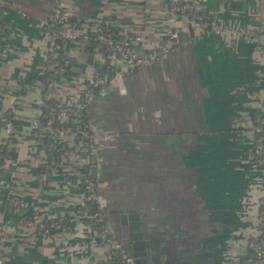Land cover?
<instances>
[{"label":"crops","instance_id":"1","mask_svg":"<svg viewBox=\"0 0 264 264\" xmlns=\"http://www.w3.org/2000/svg\"><path fill=\"white\" fill-rule=\"evenodd\" d=\"M61 1L73 38L61 46L67 71L47 88L40 23L55 0H0V118L9 113L13 130L7 139L6 124L0 132V264H108L87 224L43 236L18 228L9 202L24 199L42 219L69 218L83 204L77 160L45 172L50 160L33 142L43 100L75 105L105 63L102 48L82 36L106 27L147 52L168 28L165 0ZM188 1L207 9L216 27L181 34L166 56L132 75L106 77L86 112L94 147L86 172L117 238L119 214L109 212L136 216L146 264H237L264 213L252 132L264 113V0ZM119 240L131 254L130 241Z\"/></svg>","mask_w":264,"mask_h":264},{"label":"built area","instance_id":"2","mask_svg":"<svg viewBox=\"0 0 264 264\" xmlns=\"http://www.w3.org/2000/svg\"><path fill=\"white\" fill-rule=\"evenodd\" d=\"M166 10L168 13L166 34L155 48L147 52L138 50L134 38L118 37L114 39L110 33L97 30L93 40L96 45L103 49L105 54L104 70L102 72L96 70L85 81L75 105L65 106L60 104V107L52 106L48 108L45 122L41 127L37 126L36 121L33 124L35 127L33 142L37 146L42 139L51 141L46 146V149L53 150L50 164L46 167L48 172L59 168L69 157H74L77 160L78 177L81 179L83 184L81 188L86 195L84 200H95V185L86 178V166L88 167L91 164L94 157L92 134L86 112L93 102L95 92L105 86L107 75L117 78L121 75H132L166 56L178 45V38L181 34L186 33L188 36L194 37L209 28L216 27L209 13L207 15L210 16L197 14L195 11H200L201 7L188 0H167ZM67 19L62 1L55 0L49 18L40 23V28L47 39L46 57L49 60H54L62 44L73 38L72 33L67 29ZM53 26L54 29L56 28V32H49V27ZM89 39L90 36L87 34L82 36L85 43ZM67 66V62L64 61L62 67L56 68L51 65L48 71H53L60 78L65 73L64 68ZM52 84L46 83L45 87L48 88ZM261 123V121H258L256 125H253L252 132L256 135L257 140L258 163L264 167V128ZM55 124L56 126H54ZM4 129L5 139H7L13 130L8 124ZM65 138H70L71 141L66 143ZM5 139L0 136V150L3 149V140ZM53 144L56 146H53ZM42 152L44 151L42 150ZM15 172V165L12 164L9 182L6 184L9 191L14 189L10 181L14 180ZM9 205L12 212L19 217L17 220L18 228L32 230L43 236H49L53 233H69L71 231L70 227L62 228L54 223L45 224L44 222L50 219L40 218L38 211L22 198L12 199ZM61 219H68L72 224L83 222L93 228L99 243L105 249L108 264L113 262L117 264H135L131 254L128 253L121 241L106 224L105 216L99 208L94 213L77 212L69 218ZM260 225L261 227L253 232L246 243L247 256L242 264H264V213ZM4 228V226H0V238L5 237ZM237 264H239V261Z\"/></svg>","mask_w":264,"mask_h":264},{"label":"trees","instance_id":"3","mask_svg":"<svg viewBox=\"0 0 264 264\" xmlns=\"http://www.w3.org/2000/svg\"><path fill=\"white\" fill-rule=\"evenodd\" d=\"M165 5L167 6V0H165ZM195 12L197 14H203V15H206V16H210V15H207L209 13L207 11V9H204V10L202 9L200 11H195ZM99 30H103V32L110 33L113 36L114 39L118 38V36H115V34H113V32L110 31L106 27H101ZM49 32H56V28L54 29V26L53 27H49ZM89 36H90V39L86 42L87 45H94L95 41L93 40V37L95 36V34L89 35ZM46 59H47V57H46ZM47 61L49 62V66H51V65L53 66L54 65L56 68L62 67L63 62L66 61V60L63 59L62 56H61V47L58 49V52H57L56 57L54 58V60L47 59ZM104 66L105 65L103 64V66L100 67L99 69H97V71L102 72L104 70ZM64 69H65V72H66L67 69H68V66L66 68H64ZM41 73H42L41 74L42 75L41 76L42 77V82H43L44 86H45L46 83H54V82H56L58 80V78H59V76L56 73H54L53 71H47V70L44 69ZM64 74H62V75H64ZM52 106H56V107L59 106L60 107V103H58L57 101H54V100H49V99L48 100L47 99L43 100L42 106L40 108V114H39V116L36 119V123H37L38 127H41L43 125V123L45 122V116H46V113L48 111V108H50ZM8 118H9V114L8 113H6V114L4 113L1 116V118H0V130L5 126L6 122L8 121ZM258 121L262 122L261 126L264 128V113H258V114H256L254 116L253 125H256ZM88 124H89V122H88ZM54 126H56V124ZM50 143H51V141L46 140V139H42L39 142V144H38V148L44 151V153L49 158V160L51 159V156H53L52 155L53 154V150L46 149V146H48ZM53 146H56V145L53 144ZM2 150L3 149L0 150V155L3 153ZM44 171L47 172V170H44ZM86 178H87V180H89L91 183H93L95 185L94 179L91 178V176L88 175L87 172H86ZM74 181H77V185L79 187H82L83 184H82L81 179L79 177L75 178ZM83 193H84V198H85L86 197L85 192H83ZM97 210H98V205H97V202L95 200H84L82 206L79 207L78 212L86 211L88 213H94ZM5 217H10V216H5ZM12 218L18 220L19 217L14 215V217H12ZM44 223L45 224L54 223V224L59 225L62 228H65V227H70L71 228L72 227V222H70V220H68V219L53 218V219H50V220H46ZM243 262H244L243 259L239 260V264H242ZM112 264H117V263L113 262Z\"/></svg>","mask_w":264,"mask_h":264},{"label":"water","instance_id":"4","mask_svg":"<svg viewBox=\"0 0 264 264\" xmlns=\"http://www.w3.org/2000/svg\"><path fill=\"white\" fill-rule=\"evenodd\" d=\"M110 214H119L120 228L118 230V239H122L124 242L130 241L131 256L134 259L135 264H146L145 257L148 252L144 249V242L141 238V233L138 226L136 216H125L120 211H112ZM124 220L128 221V235L124 232ZM128 236V239H126Z\"/></svg>","mask_w":264,"mask_h":264}]
</instances>
